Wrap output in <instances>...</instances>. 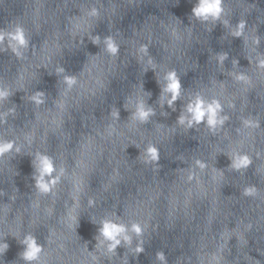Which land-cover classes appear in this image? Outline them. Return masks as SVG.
<instances>
[{
  "label": "water",
  "instance_id": "1",
  "mask_svg": "<svg viewBox=\"0 0 264 264\" xmlns=\"http://www.w3.org/2000/svg\"><path fill=\"white\" fill-rule=\"evenodd\" d=\"M202 3L0 0V264H264V0Z\"/></svg>",
  "mask_w": 264,
  "mask_h": 264
},
{
  "label": "clouds",
  "instance_id": "2",
  "mask_svg": "<svg viewBox=\"0 0 264 264\" xmlns=\"http://www.w3.org/2000/svg\"><path fill=\"white\" fill-rule=\"evenodd\" d=\"M218 5L217 4H213V3H202L198 8L194 9V12L196 13L197 16L206 14V13H212L213 15H216L219 11H218ZM211 8V11H209L208 9ZM17 39L20 40V43L23 44L25 43V41L23 40L22 37H16ZM110 46H111V42ZM111 50L113 52L116 51V48L114 46H111ZM169 79L171 80V83L168 85V91H171L173 93L172 99L175 100L178 93H179V89H180V83L178 81V79H176L175 77V73H171L169 76ZM0 95H6V93H0ZM171 103V101H170ZM217 108L219 107V105L216 106ZM190 111H195V119L197 121L200 120V118L204 115V112L200 110V106L197 105V107L195 109H192L190 107L189 109ZM211 111V115H210V121L213 120V117L215 116V112ZM148 115V112H142V116L146 117ZM12 147L11 143H5L0 145V155L6 153L10 148ZM17 151H19V149H17ZM153 156H155V149L152 150ZM42 163L44 166V171L51 173L53 171V167H52V163L50 162V160L47 157H43L42 158ZM55 183V181L53 182ZM37 186L40 190L42 191H46L48 189V185L44 183V179H43V173L41 174V176L38 178L37 181ZM122 231L121 229L115 227V226H110V225H105L103 232L106 236L110 237V238H115V235ZM24 243L27 244L28 246V250L24 253V258L28 261H32V260H36L37 259V253H39L41 251V246L37 245L36 240L33 236L29 235L26 240L24 241ZM119 241L116 240L115 244H118ZM115 244H113L111 247H115ZM8 247L7 244H3L0 245V252H3L4 249H6ZM163 258V257H161Z\"/></svg>",
  "mask_w": 264,
  "mask_h": 264
},
{
  "label": "snow or ice",
  "instance_id": "3",
  "mask_svg": "<svg viewBox=\"0 0 264 264\" xmlns=\"http://www.w3.org/2000/svg\"><path fill=\"white\" fill-rule=\"evenodd\" d=\"M204 3L208 4L207 0H204ZM213 4H217L219 6L220 0H214ZM208 10L211 11V8H209ZM218 11H220V7H218ZM141 116H142V113H141ZM248 164H249V161L245 158L243 160H239L238 162H236L234 166L236 168H240L242 165L247 166Z\"/></svg>",
  "mask_w": 264,
  "mask_h": 264
}]
</instances>
